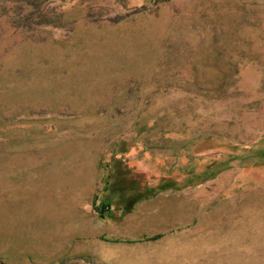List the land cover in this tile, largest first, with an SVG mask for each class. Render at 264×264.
I'll use <instances>...</instances> for the list:
<instances>
[{"label":"rangeland","instance_id":"374dc122","mask_svg":"<svg viewBox=\"0 0 264 264\" xmlns=\"http://www.w3.org/2000/svg\"><path fill=\"white\" fill-rule=\"evenodd\" d=\"M0 264H264V0H0Z\"/></svg>","mask_w":264,"mask_h":264}]
</instances>
